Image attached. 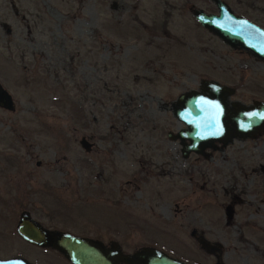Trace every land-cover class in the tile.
Here are the masks:
<instances>
[{
    "label": "rangeland",
    "instance_id": "obj_1",
    "mask_svg": "<svg viewBox=\"0 0 264 264\" xmlns=\"http://www.w3.org/2000/svg\"><path fill=\"white\" fill-rule=\"evenodd\" d=\"M224 1L264 27V0ZM192 7L217 12L213 0H0V82L15 106L0 107L1 257L70 264L17 234L26 209L194 262L204 254L188 224L204 223L225 264H264V130L207 157H183L168 135L185 126L176 97L202 78L234 87L231 101L264 99V60L224 43Z\"/></svg>",
    "mask_w": 264,
    "mask_h": 264
},
{
    "label": "water",
    "instance_id": "obj_2",
    "mask_svg": "<svg viewBox=\"0 0 264 264\" xmlns=\"http://www.w3.org/2000/svg\"><path fill=\"white\" fill-rule=\"evenodd\" d=\"M213 1L217 12L191 8L197 21L227 45L244 49L264 60V27L235 13L226 1ZM234 91V87L216 79L202 78L198 89L178 94L174 115L185 126L168 135L181 140L183 155L191 150L203 152L209 141L226 143L236 136L254 138L264 130V99H253L249 104L234 100L229 106L228 99ZM0 106L9 110L15 108L12 95L1 82ZM79 142L89 150L86 137L82 136ZM260 169L264 172V163L260 164ZM230 213L229 205L227 214ZM15 230L29 243L56 248L74 264H119L120 260L126 264H190L154 246H144L134 252H124L118 244L106 249L99 239L47 228L26 209L19 213ZM0 264L33 263L22 255H11L0 256Z\"/></svg>",
    "mask_w": 264,
    "mask_h": 264
},
{
    "label": "flooded vegetation",
    "instance_id": "obj_3",
    "mask_svg": "<svg viewBox=\"0 0 264 264\" xmlns=\"http://www.w3.org/2000/svg\"><path fill=\"white\" fill-rule=\"evenodd\" d=\"M11 5L12 7H14V3L11 2ZM15 13H18L17 10H15ZM24 17V15H22ZM4 24V23H3ZM6 24V23H5ZM13 99V98H12ZM231 100L228 99V105L231 106ZM14 102V101H13ZM178 106V103H174V108ZM1 107V106H0ZM3 108V107H2ZM82 137V136H81ZM237 137V136H236ZM234 137V138H236ZM233 138V140H234ZM239 138V137H238ZM179 139V138H178ZM232 140V141H233ZM185 143L188 142V140H183ZM230 141V142H232ZM89 142V150L93 147L94 143L92 141H88ZM180 143H181V140H180ZM228 143V142H226ZM226 143H222L220 141H215V142H207V146L206 148H204L203 152H196V151H188L186 153V156L188 155H192V154H198L199 156H202V157H207L208 155L211 154L210 152V149H218L219 147H222L224 145H226ZM182 146V145H181ZM210 148V149H208ZM181 154L183 157H185V155H183L182 153V149H181ZM31 155V154H30ZM197 156V155H196ZM30 157V156H29ZM8 160V158H7ZM10 160V159H9ZM8 160V162H9ZM36 165L37 166H41V165H45V162L43 160H40V159H36L35 161ZM9 165V164H7ZM10 166L11 168H17V161L16 159L12 156L11 160H10ZM30 179V178H29ZM15 184H19L18 182H16ZM24 188L28 189V188H31V187H27L28 185L23 184ZM18 186H16L17 188ZM230 204H228L225 208V214L228 218H231L230 217V214L228 215L227 214V207L229 206ZM231 207V212H232V205H230ZM42 223V222H41ZM43 224V223H42ZM45 227L49 228V229H53V230H56V229H60V230H65V231H68V232H71L73 234H77V235H82V236H87V237H90V238H94V239H99L102 243H103V247L108 249V248H111L114 244H118L120 249L124 252H134L138 249H141L142 247L144 246H154V245H151V244H143V245H140V246H137V247H134L132 248L131 250H127L125 249L122 244L119 242L118 239H115V237H117L115 234H113V232L111 231V235L110 236H107L106 234H97V233H93V232H88L87 230H83V229H78L75 231V227H72V228H62V227H55V226H52V225H45L43 224ZM189 229H188V233L190 238H191V241L194 243V247H197L198 250L202 251L203 254H204V257L201 261H197V262H194L192 260H188V259H183V258H180L178 256H175V255H171L170 253L164 251L163 249H161V247H156L164 252H166L167 254L171 255V256H174L176 258H179L183 261H186L190 264H225V262L222 260L221 256H220V251L222 249V244L219 243L218 241L214 240V239H211L209 238V234L211 232V229L209 227V225H204V223H200V224H191L189 223ZM204 225V226H203ZM86 227H88V225L86 224ZM110 233V230L108 231V234ZM108 238V239H104V238ZM47 248H50L56 252H58L62 258L66 261H68L70 264H74L72 263L71 261H69L68 259H66V257L59 251L57 250L56 248H53L51 246H46ZM212 257L214 259L213 262H211V258ZM119 264H126L124 261H119Z\"/></svg>",
    "mask_w": 264,
    "mask_h": 264
}]
</instances>
